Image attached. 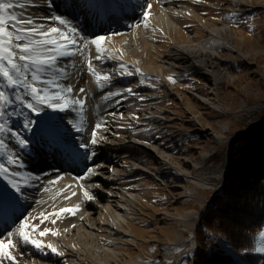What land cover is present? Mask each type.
Masks as SVG:
<instances>
[{"label": "rangeland", "instance_id": "obj_1", "mask_svg": "<svg viewBox=\"0 0 264 264\" xmlns=\"http://www.w3.org/2000/svg\"><path fill=\"white\" fill-rule=\"evenodd\" d=\"M103 4L109 6L105 23L102 22L98 29L92 27V24L84 25V17L79 12H72L68 4L58 2L50 11L48 17L61 15L70 21V26L77 29L79 35L76 37L78 43L72 47L83 66L89 70L88 65H92V69H96V60H93L91 49L96 48L90 41L95 36L110 35L102 43H107L103 52L108 56H114L118 59H124L116 64L106 63L100 70L99 81L101 86L108 92L107 102L110 113L108 125L111 128L110 138L115 142H123L127 135H135L144 138L148 143H155L161 147V151L173 163H177L186 171H195L193 162L200 158L205 151L211 152L204 167H213L220 165L224 158V152L230 142L247 131L249 127L256 124L264 117V0H246L247 4L240 5L231 0H198L194 5L195 15H187L182 18V22L176 29L156 30L155 21L151 20L152 11L156 10L159 0H152L151 9L145 7L143 3L139 9V15L135 16L126 10V5L121 0H100ZM21 2V0H20ZM121 7L123 11L116 13ZM229 9H233L236 14L234 19L229 23L230 32H237V36L233 39V43L240 46L242 52H248V56L244 57L238 52L225 48H220L216 61L226 72L225 80L221 81L217 87V93L210 95L213 87L212 77L209 75L195 76L194 68H186L176 70L166 67L163 64V56L168 47L174 43H186L199 40L205 34V28L216 25L223 20L224 14ZM148 10L150 15L147 20L144 19V11ZM11 11L22 16L19 7L13 8ZM115 19V20H112ZM48 27H62L58 22L48 20ZM147 24V27H145ZM164 24V23H163ZM165 25V24H164ZM156 28V29H155ZM134 29L145 30L147 36L139 38L137 44L132 40L125 44L120 38L131 33ZM66 31V29H65ZM155 33V34H154ZM89 41L84 43V41ZM126 57H125V51ZM106 55V56H107ZM129 57H140L143 69L136 67L128 62ZM121 65H124L122 68ZM7 66V64H6ZM113 66V70L109 69ZM108 69V71H107ZM162 69L163 71H160ZM11 71V69H9ZM139 70V71H137ZM30 71V68L28 69ZM107 72V73H106ZM164 73V75L162 74ZM132 73V74H128ZM28 75V74H27ZM110 76V81H105L103 77ZM234 75L231 79L230 76ZM165 77L168 79L166 80ZM172 77L175 82L169 80ZM166 80L164 84H160ZM170 82V83H169ZM7 82L0 77V85ZM33 86H35L33 84ZM133 89L132 93H128L126 89ZM5 95L13 102L5 105L2 110L5 114L0 117V123L7 121V126L14 131H19L23 138L27 139L28 132L23 127L24 120L28 118V111L24 105L15 100L16 95L23 96L25 100H31L27 91L21 85L19 88L0 87ZM199 91L206 96H210L212 100H218L226 109L225 113L212 108L203 100H197L193 93ZM149 92L154 94L155 98H150ZM175 92L182 94V97H176ZM115 93V95H109ZM192 93V94H191ZM117 103L124 105L122 109L116 110ZM256 106L249 111L239 112L241 105ZM116 105V106H115ZM151 106L156 109L157 118H161L160 122H168L174 125L176 130L166 133L165 128L158 126V122H152L151 125L136 126L132 119L138 118L140 111L150 110ZM74 111V109H72ZM11 113V115H8ZM161 125V123L159 124ZM214 134L224 136V139L218 141ZM107 138V139H108ZM0 140L4 141L5 148L0 149V164L7 166L8 156H15L19 145L10 133H0ZM118 145V144H117ZM123 147L125 145L119 144ZM103 148V147H102ZM103 150V149H102ZM128 151L122 150L108 156L107 160L116 163L120 161L127 163ZM145 162L149 167H153L154 158L149 155L145 156ZM57 164L54 165H58ZM68 167L71 169L70 165ZM108 169H111L110 167ZM139 183L148 193L144 194L141 207L144 212V219L131 220L129 226L134 232V236H129V243L118 247V252L123 257V263L133 257H142V261L138 264H193L196 250L200 248V243L196 239V227L199 222L200 213L209 203L212 195L219 189H198L199 198L182 196V188L191 183L176 175L165 172L153 175L139 174ZM1 178V176H0ZM0 185L1 180H0ZM178 186V187H177ZM195 208L197 219L190 222L188 230L184 232L183 239L177 245L169 244L172 237L171 229L178 225L173 220L162 218L165 213L174 214L183 212L185 209ZM30 211L24 210L12 217L10 221L0 227L3 235L0 238L7 240L8 231L18 227L19 219L29 216V223L38 225V230L32 232L28 229L34 239H39L44 245H48L54 237H61L62 234L53 236L50 233L45 236H39V231L44 227L50 228L57 232V228L49 227L44 223V219L40 215L32 217ZM146 219V220H145ZM15 221V224H13ZM166 225H169L167 227ZM75 229V227H72ZM264 230V229H263ZM208 231V240L205 246L209 248H220L225 252L233 253L227 241L216 231ZM47 237V238H46ZM100 239L104 241V235L100 234ZM46 238V239H45ZM57 252H53L49 248L39 250L30 244H20L14 249H10L14 256L17 257L15 264H22L24 261H38L42 256H47V260L51 262L52 258H63L69 260L72 258L69 254L61 257L59 253L68 252L67 247L62 246L61 242H56ZM76 247H80L78 242H74ZM264 245V237L257 235L256 242L251 254L255 259L253 263L248 262L242 257L235 255L238 263L236 264H259L263 258L264 252L256 251L257 246ZM65 248V250H63ZM71 260V259H70ZM79 262H87V256L80 255ZM70 262V261H66ZM118 262L117 264H121ZM0 264H12L6 258H0Z\"/></svg>", "mask_w": 264, "mask_h": 264}, {"label": "bare ground", "instance_id": "obj_2", "mask_svg": "<svg viewBox=\"0 0 264 264\" xmlns=\"http://www.w3.org/2000/svg\"><path fill=\"white\" fill-rule=\"evenodd\" d=\"M152 0H121L126 5V10L133 15H139V9L144 3L148 7ZM198 0H159L156 10L152 11L151 20L155 21L156 30L176 29L182 22V18L187 15H195L194 4ZM240 5L247 4L246 0H231ZM23 2V0H21ZM58 2L65 3V0H55L53 4L51 0H35L32 4H25L22 11L23 19H34L37 27H48V11L54 8ZM66 4V3H65ZM70 11L79 12L84 17V25L92 24V27L98 29L102 22L105 23L106 15L109 10L107 4H103L100 0H68ZM123 11L119 7L118 13ZM233 9H229L224 14V18L216 25L205 28V34L197 41L186 43H174L168 47L163 56V64L166 67L182 70L186 68H194L195 76L209 75L212 77L213 87L209 91L211 94L217 93L218 84L225 80L226 72L216 61V56L220 48L235 51L247 57L248 52H242L239 45L233 43V39L238 35L237 32H230L229 23L234 19ZM115 20V19H112ZM165 25H164V24ZM145 30L134 29L131 33L120 38L121 42L125 41V45L130 40L137 44L141 37L147 36ZM155 34V33H154ZM106 42L110 40L107 36ZM107 43L101 47V51L97 53L96 48L91 49L92 59L100 55V59L96 60L97 68L88 71L83 63L74 52L73 48L69 51L74 55H65L58 59L56 65L52 69H48L40 73L41 81L52 80L54 83L46 84L41 81L33 82L31 80L32 68L28 71V82L34 84L38 88H46L51 93L53 91H62L68 85H71L72 93H63L66 100L71 101L80 99L83 101V109L79 105L70 106L69 110L64 112L48 111L49 116L57 117L56 123L59 125L58 133L48 128L42 120L33 111H28V118L32 121V129L28 132L27 140L29 145L27 148H17L14 157H18L19 163L9 164L7 168L10 172L15 171L19 176L11 177L13 180L21 184L22 192L16 194L11 201L7 198L0 204V227L6 224L15 215L24 210L30 211L32 217L40 215L49 227L57 228V233L62 234L61 237H54L49 242L53 246H57L56 242H61V247H67L68 252H63L61 257L69 254L72 258L69 260L63 258H52L51 262L47 260V256H42L38 261L27 262L22 264H138L142 261V257H133L123 263V257L118 252V247L124 245L129 236H134V232L129 226L131 220L144 219L143 209L141 207L144 194L147 189L139 183V174L156 176L158 173H171L191 184L184 186L182 196L199 198L198 189H218L222 182L224 172V158L220 165L213 167H204L206 159L211 152L205 151L200 158L192 164L195 171H186L177 163L171 162L161 147L155 143H148L144 138L135 135H127L125 141H112L109 135L108 120L110 113H107L109 104L107 102L108 92L101 86L98 79L100 70L104 64L120 62L124 59L115 58L113 55L108 56L103 52ZM125 51V50H124ZM125 51V57L126 55ZM107 55V56H106ZM129 63L136 67L144 68L140 57H129ZM113 66L109 69L111 72ZM108 71V69H107ZM160 71H163L160 69ZM107 73V72H106ZM164 75V73L162 72ZM70 78V79H68ZM231 79L234 75L230 76ZM166 80H168L165 77ZM163 80L160 84L167 83ZM170 83V82H169ZM59 86V87H57ZM14 89V88H13ZM80 89H84L83 93ZM192 94V93H191ZM43 95V92H41ZM150 98H155L153 93L149 92ZM176 97H182V94L175 92ZM193 96L197 100H203L212 108L222 113L226 109L218 100H212L210 96H206L199 91H195ZM63 102V101H62ZM34 103V101H33ZM116 110L122 109L124 105L117 103ZM115 105V106H116ZM256 106L241 105L239 112L249 111ZM74 109V111L72 110ZM80 109V110H79ZM79 110V112H77ZM156 109L151 106L150 110L140 111L138 118L132 121L136 126L151 125L152 122H158V126L165 128L166 133L176 130L174 125L166 122H160L161 118H157ZM37 121H41L37 123ZM101 124V128L97 130V143L89 144L87 150L78 148L79 143L91 140V131L96 124ZM81 128V131H77ZM214 137L221 141L224 136L214 134ZM108 138V139H107ZM118 144V145H117ZM119 144L125 146L121 147ZM103 147V148H102ZM75 153L73 154V149ZM103 149V150H102ZM122 150H127V163L117 161L114 164L108 161V156ZM149 155L154 158L153 167H149L145 162V156ZM87 156L88 158H85ZM109 159V158H108ZM58 165H54L57 164ZM72 167L71 169L68 167ZM111 169H108V168ZM88 168L93 169L92 174H88ZM36 171V177L29 180L33 170ZM117 176L114 177L113 174ZM38 177V178H37ZM8 177L1 176L0 191L4 192L6 197L11 195L14 190L7 184ZM53 182V183H50ZM178 187V186H177ZM87 191L92 199H88L84 192ZM62 208L76 209L75 213H62L59 216L55 213ZM43 214V215H42ZM15 218V217H14ZM166 220H173L176 224L172 227V237L168 241L169 244L177 245L183 239L184 232L188 230L190 222L197 219L196 209L189 208L178 213V216L164 212ZM56 223L53 224L52 221ZM146 220V219H145ZM191 222V223H192ZM169 227V225H166ZM188 226V227H187ZM72 227H75L73 229ZM15 228V227H14ZM13 228V229H14ZM104 235V241L100 239V234ZM74 242H78L80 247H76ZM65 250V248H63ZM80 255L87 256V262H79ZM70 261V262H66ZM259 264H264L263 258Z\"/></svg>", "mask_w": 264, "mask_h": 264}, {"label": "snow or ice", "instance_id": "obj_3", "mask_svg": "<svg viewBox=\"0 0 264 264\" xmlns=\"http://www.w3.org/2000/svg\"><path fill=\"white\" fill-rule=\"evenodd\" d=\"M34 2L35 0H23V2H20V0H0V77H3L7 82L6 84L0 85V87L19 88L22 85L27 91V94L31 97V100H25V98L20 95H16L15 100L21 102L24 107L30 111L35 112L37 116L42 117L45 125L53 132L58 133L59 125L56 123L58 118L49 116L48 111L51 110L53 113L64 112L69 110L70 106L75 105H79L82 110L83 101L75 99L71 101L70 105L63 93H72L73 89L71 85L66 86L62 91H53L50 93L46 88H38L29 83L27 73L28 69L31 67L33 69L31 72V80L33 82L41 81L40 73L52 69L60 57L75 54L69 51V49L77 45L78 41L76 37L79 33L76 27L70 26V21L61 15L47 17V19L58 22L62 27L49 26L45 29L42 25L39 27L35 26L36 21L34 19H23L21 16L17 15L16 12L11 11L15 7L23 8L25 4H32ZM51 2L54 4L55 0H51ZM67 2L68 0H65L66 5ZM151 7L152 6L149 4L148 9H151ZM143 15L146 21L150 13L148 10H145ZM145 27H147V24H145ZM105 39L106 37L99 35L91 39L90 43L96 46L97 53L101 51V45ZM88 42L87 40L84 41V43ZM100 58V55L95 57L96 60ZM88 67L89 70L93 71L95 74L92 65L89 64ZM121 67L123 68L124 65H121ZM9 69H11V71ZM128 74L130 75L132 73ZM103 79L105 81H110V76L105 75ZM169 80L175 82L172 77H169ZM41 82L46 84L54 83L52 80ZM84 91V89H80L81 93ZM126 91L132 93L133 89L129 88L126 89ZM41 92H43V95H41ZM109 95H115V93H110ZM12 102L13 101L9 99L3 91H0V109ZM4 114L5 113L0 110V117ZM8 115H11V113ZM40 122L41 121H37V123ZM23 127L25 130H33L32 121L26 118L23 122ZM100 128L101 124H96L91 131V140L79 143L78 148L87 150L89 144H96L98 142L96 139L97 130ZM77 131H81V128H77ZM0 133H10L11 137L15 139L22 149L27 148L29 145V141L23 138L19 131H14L7 126V121L0 123ZM5 147L4 141L0 140V149ZM73 154L78 155V153H75V148L73 149ZM85 158L88 157L85 156ZM7 159L9 164L19 163L18 157L9 155ZM87 172L90 175L93 169L88 168ZM0 176L8 177L7 184L14 190V192L7 197L4 192L0 191V204H2L6 198L11 201L16 194L21 193L22 187L18 181L11 178L13 176H19V173L15 171L10 172L4 164H0ZM50 183L53 182L50 181ZM84 195L88 199H92L87 191L84 192ZM75 211L76 209L73 208H62L59 212L55 213V215L59 216L65 212L74 214ZM47 218V216L44 217L45 220ZM29 220L30 217L25 216L19 219L18 227L11 231L7 229L4 230L7 231V240L0 238V258H6L11 261L12 264H15L17 257L13 255L10 249H14L20 244H30L39 250L49 248L53 252H57V249L53 245H44L41 240L32 237L28 229H31L32 232H36L38 230V225L29 223ZM52 223L55 224L56 221L53 220ZM13 224H15V221H13ZM50 232L53 236L57 235V232L52 231L48 227H44L42 231H39V236L43 237ZM2 235L3 232H0V236ZM259 235L264 237V230H262ZM255 250L264 252V245L257 246ZM59 254L62 255V253Z\"/></svg>", "mask_w": 264, "mask_h": 264}, {"label": "trees", "instance_id": "obj_4", "mask_svg": "<svg viewBox=\"0 0 264 264\" xmlns=\"http://www.w3.org/2000/svg\"><path fill=\"white\" fill-rule=\"evenodd\" d=\"M227 171L220 191L200 213L193 264H236L235 255L254 262L251 251L264 229V117L235 138L227 151ZM218 232L233 253L207 248L208 231Z\"/></svg>", "mask_w": 264, "mask_h": 264}, {"label": "water", "instance_id": "obj_5", "mask_svg": "<svg viewBox=\"0 0 264 264\" xmlns=\"http://www.w3.org/2000/svg\"><path fill=\"white\" fill-rule=\"evenodd\" d=\"M232 142H230L229 144H228V146H227V148H226V150H225V152H224V164H225V167H224V172H223V176H222V182H221V184H220V187H219V189L217 190V191H220V189L222 188V186H223V184H224V177H225V174H226V171H227V151H228V147L230 146V144H231ZM216 191V192H217Z\"/></svg>", "mask_w": 264, "mask_h": 264}]
</instances>
